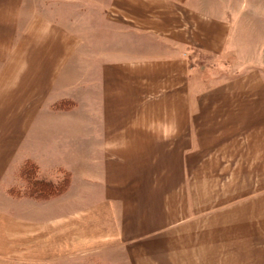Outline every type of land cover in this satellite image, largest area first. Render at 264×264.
Listing matches in <instances>:
<instances>
[{"label": "crops", "instance_id": "crops-1", "mask_svg": "<svg viewBox=\"0 0 264 264\" xmlns=\"http://www.w3.org/2000/svg\"><path fill=\"white\" fill-rule=\"evenodd\" d=\"M106 1L88 29L58 5L50 16L40 0H0V264L88 252L115 264H264V70L221 79L219 64L234 61L229 11ZM87 45L90 76L77 60ZM26 160L68 173L66 194L89 181L102 195L24 217L9 190Z\"/></svg>", "mask_w": 264, "mask_h": 264}, {"label": "rangeland", "instance_id": "rangeland-1", "mask_svg": "<svg viewBox=\"0 0 264 264\" xmlns=\"http://www.w3.org/2000/svg\"><path fill=\"white\" fill-rule=\"evenodd\" d=\"M67 1H69L70 4L63 6V2L67 3ZM40 3H42V7H46L45 13L50 16L53 14V12L51 14V8H54L57 5L59 6V9H63L64 7L66 13H68L72 19L83 20V24H85L88 29L95 27V24L100 19L99 13H104L107 7L106 0H40ZM211 3L210 10L212 9L216 14H221V12L224 10L229 11L227 15L233 20L235 24L233 38L230 42V52L234 56V61L232 63L222 62L219 64L217 69L223 74L221 79L227 78V74L224 75L225 72L231 73V75H233V72H239V70H242V68L245 67L248 70L253 68H262L264 70V0H212ZM75 31L76 33L82 35L86 34L88 39H94V31ZM107 33L109 34V32ZM103 52H106L105 48H103ZM78 55L80 58V60L79 58L77 59L78 62L82 61L84 69L87 71V75L90 76L95 70V47L88 45L83 46L78 50ZM87 104L88 108L93 105V100H91L90 96ZM86 112L87 119L93 122L94 112L89 110ZM90 130V134L93 139V123L90 126ZM89 145H93V142ZM232 155L234 156V154ZM92 161L94 164V160ZM230 161L231 159H229V157L223 160L224 163H228ZM235 161L239 162V160ZM52 165L53 164H46L44 161L42 165H38L39 169L33 175V177L30 178L23 175V173H25V169L23 168H17L15 171L13 178L14 180L9 193L10 195L18 197L22 200L20 203H18L20 215L30 218H39L42 220L53 216L62 215L72 209L82 208L84 205H90L91 202L102 195L101 189L99 187L100 185H96L94 183L92 184L89 181L87 182L88 185L86 186V189H82V191L73 189L66 194L68 189L67 187L58 195L53 194L49 197L37 196L36 193H32V190L30 191V184L34 181L38 182L37 180L43 179L44 181H55L61 185L66 174L62 173L63 170H53V167L55 166ZM96 170L99 169L97 168ZM93 177L94 176H92V178ZM227 178L233 181L234 178L238 179V176L229 175ZM70 181L71 180H69V183ZM44 194L46 195L47 193L44 192ZM64 194H66L64 197L65 199H62ZM57 197L61 198V200L57 202L59 205H52V203L50 204L52 206H50L48 201ZM13 205L14 204L10 205L9 203L6 206H2L1 208L5 209L6 211L11 210L13 213L14 207H17ZM101 263L115 264L110 261V258L96 255L94 252H88V254L83 257L76 255L75 258H72V261H70L69 264Z\"/></svg>", "mask_w": 264, "mask_h": 264}, {"label": "trees", "instance_id": "trees-1", "mask_svg": "<svg viewBox=\"0 0 264 264\" xmlns=\"http://www.w3.org/2000/svg\"><path fill=\"white\" fill-rule=\"evenodd\" d=\"M22 168L25 169V173H23V175H25V177L30 178V177H33V175L37 172V170L39 169V166L33 160H26V162L22 165ZM69 178L70 177L68 176V173H67L61 185L55 181L54 182L50 180L44 181L43 179L37 180L38 182L34 181L36 183L31 182L30 191L32 190V193H36L37 196H48L49 197L53 194L58 195L60 192L64 191L67 188L69 184V180H70ZM49 191H50V194H49ZM44 192L47 194L45 195ZM101 264H105V263H101Z\"/></svg>", "mask_w": 264, "mask_h": 264}]
</instances>
